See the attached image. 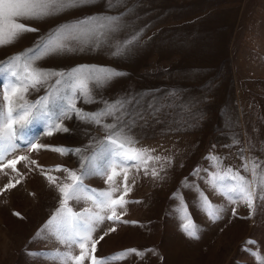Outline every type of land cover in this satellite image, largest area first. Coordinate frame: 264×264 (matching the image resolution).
I'll return each mask as SVG.
<instances>
[{
    "label": "rangeland",
    "instance_id": "rangeland-1",
    "mask_svg": "<svg viewBox=\"0 0 264 264\" xmlns=\"http://www.w3.org/2000/svg\"><path fill=\"white\" fill-rule=\"evenodd\" d=\"M107 3L95 0L90 6L32 21L38 33L0 47V61H4L31 47L39 34L57 25L96 13L117 15L126 8L132 9L126 16L130 28L142 30L141 43L124 58H114L107 50H93L41 62L42 67L57 70L88 64L121 71L122 76L99 89L98 100L122 96L151 100L155 96L167 102L158 116L141 121L133 134L139 146L155 149V154L170 158L171 163L164 162L165 169L158 178L135 176L127 196L130 203L122 217L129 223H117L116 231L100 240L96 254L108 256L133 248L144 253L119 264H256L242 245L250 239L256 242L257 250H264V201L258 200L250 215L246 206L228 204L197 180L200 189L224 207L222 218L213 222L200 210L194 191L185 186V178L195 179L194 169L209 167L205 157L210 152L224 158V167L241 166V148L245 157L264 162V0H124L123 5L112 9ZM41 94L43 90L28 99ZM77 106L89 112L102 107L100 103L79 102ZM106 122H111L110 118ZM64 123L67 133L46 136L37 124L28 135L38 136L36 142L40 144L73 148H83L93 138L105 135L102 128L75 118ZM233 138L240 144L232 145ZM90 152L88 149L84 154ZM14 155H28L45 168L79 167L75 155L62 156L51 150L29 152L22 148ZM153 166L160 171V162ZM17 168L24 174L21 184L0 194V264H47L29 253L60 247L52 240L33 239L58 206L59 193L39 170L29 172L24 162ZM10 178L15 182L20 177L11 170L7 175L0 172V189ZM85 183L98 189L106 187L96 177ZM178 191L198 225L199 239H190L181 231V220L174 212L177 201L173 194ZM85 206L82 203L76 210ZM112 226L105 222L94 238ZM78 253L79 249L73 250V254Z\"/></svg>",
    "mask_w": 264,
    "mask_h": 264
},
{
    "label": "snow or ice",
    "instance_id": "snow-or-ice-1",
    "mask_svg": "<svg viewBox=\"0 0 264 264\" xmlns=\"http://www.w3.org/2000/svg\"><path fill=\"white\" fill-rule=\"evenodd\" d=\"M94 3L95 0H0V47L12 46L27 34L38 33L32 21H43ZM123 4L124 0H108L107 7L112 9ZM131 11L126 8L117 15L96 13L57 25L39 34L31 47L0 61V80L3 81L0 85V172L7 175L11 170L20 177L15 182L10 178L0 194L21 184L24 174L17 168L20 162H24L29 172L39 170L56 188L58 206L33 239L52 240L60 247L29 253L47 264H119L129 256L144 255L134 248L108 256L96 253L100 240L116 231L117 223H129L122 217L130 203L127 196L135 185V176L158 178L165 169L164 162L171 163L170 158L155 154V149L139 146L133 134L141 121L158 116L167 102L155 96L151 100L130 96L98 100L99 89L123 75L110 66L82 64L59 70L41 66V62L52 57L93 50H107L114 58H124L139 46L142 37V30L136 31L126 22ZM41 90L43 94L34 100L28 99ZM78 102L100 103L102 107L89 112L78 107ZM72 118L102 128L104 137L93 138L83 148H73L40 144L36 142L38 136L28 135V130L37 124L43 127L46 136L67 133L69 129L64 122ZM109 118L111 122H106ZM239 144V139H232V145ZM22 148L29 152L51 150L62 156L75 155L79 167L45 168L28 155H14ZM88 149L91 152L85 155ZM244 151L243 148L238 151L242 164L237 168L224 167V158L210 152L205 157L209 167L194 169L195 179L185 178V186L194 191L200 210L213 222L222 218L224 207L214 203L207 192L200 189L197 180L228 204L246 206L250 215L256 202L264 201V162L256 157H245ZM156 162H160V171L153 166ZM92 177L102 179L106 187L98 189L86 184L85 180ZM173 195L177 201L174 212L181 220V231L190 239H199L198 225L191 217L183 193L178 191ZM82 203L87 206L76 210ZM232 214H236L235 207ZM14 215L21 216L18 212ZM105 222L113 226L94 238ZM255 244L249 239L242 247L253 256L256 264H264V250H257ZM74 249H79V253L73 254Z\"/></svg>",
    "mask_w": 264,
    "mask_h": 264
}]
</instances>
